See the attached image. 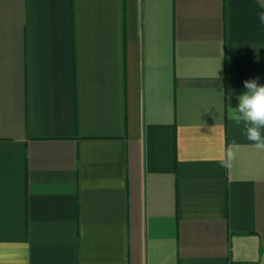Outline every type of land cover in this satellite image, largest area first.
<instances>
[{"label": "crops", "instance_id": "0c3cea01", "mask_svg": "<svg viewBox=\"0 0 264 264\" xmlns=\"http://www.w3.org/2000/svg\"><path fill=\"white\" fill-rule=\"evenodd\" d=\"M262 11L0 0V264H264Z\"/></svg>", "mask_w": 264, "mask_h": 264}, {"label": "clouds", "instance_id": "9594fccd", "mask_svg": "<svg viewBox=\"0 0 264 264\" xmlns=\"http://www.w3.org/2000/svg\"><path fill=\"white\" fill-rule=\"evenodd\" d=\"M258 19L264 24V11L258 14ZM243 83L246 91L237 97L238 106L233 120L237 126L243 124L244 135L253 142L256 149L264 150V85L258 83V78L245 80ZM237 147L233 141L224 149L219 161L222 167H231V162L236 157L234 149Z\"/></svg>", "mask_w": 264, "mask_h": 264}]
</instances>
